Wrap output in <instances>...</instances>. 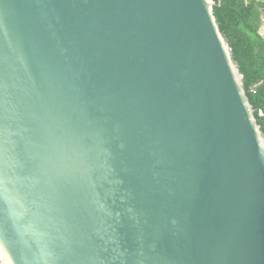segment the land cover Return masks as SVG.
Here are the masks:
<instances>
[{
    "label": "water",
    "instance_id": "obj_1",
    "mask_svg": "<svg viewBox=\"0 0 264 264\" xmlns=\"http://www.w3.org/2000/svg\"><path fill=\"white\" fill-rule=\"evenodd\" d=\"M215 0H0V264H264V130Z\"/></svg>",
    "mask_w": 264,
    "mask_h": 264
},
{
    "label": "trees",
    "instance_id": "obj_2",
    "mask_svg": "<svg viewBox=\"0 0 264 264\" xmlns=\"http://www.w3.org/2000/svg\"><path fill=\"white\" fill-rule=\"evenodd\" d=\"M264 0H221L215 15L246 77L244 87L264 130V36L260 34Z\"/></svg>",
    "mask_w": 264,
    "mask_h": 264
},
{
    "label": "crops",
    "instance_id": "obj_3",
    "mask_svg": "<svg viewBox=\"0 0 264 264\" xmlns=\"http://www.w3.org/2000/svg\"><path fill=\"white\" fill-rule=\"evenodd\" d=\"M262 22H263V23H262V27H261V30H260V34H261V35H262V34L264 35V13L262 14ZM263 35H262V36H263Z\"/></svg>",
    "mask_w": 264,
    "mask_h": 264
},
{
    "label": "built area",
    "instance_id": "obj_4",
    "mask_svg": "<svg viewBox=\"0 0 264 264\" xmlns=\"http://www.w3.org/2000/svg\"><path fill=\"white\" fill-rule=\"evenodd\" d=\"M216 2H221V0H215ZM263 35V34H262ZM264 36V35H263Z\"/></svg>",
    "mask_w": 264,
    "mask_h": 264
}]
</instances>
